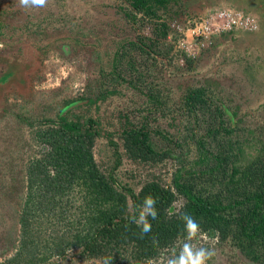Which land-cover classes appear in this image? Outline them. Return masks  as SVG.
<instances>
[{"label": "rangeland", "instance_id": "rangeland-1", "mask_svg": "<svg viewBox=\"0 0 264 264\" xmlns=\"http://www.w3.org/2000/svg\"><path fill=\"white\" fill-rule=\"evenodd\" d=\"M120 8L129 10L127 0H47L45 6L27 10L18 0H0V262L19 247L20 199L26 184L22 169L43 148L32 140V131L44 118L70 112L99 120L101 132L94 153L105 165L113 158L106 132L120 141L117 135L126 116L132 122L140 120L150 107V117H158L150 120L153 128L177 132L186 125L182 118L188 116L185 93L210 87L208 94L216 96L213 100L222 105L230 126H238L234 131L245 147L243 162L256 154L260 139H264V0H178L172 4L167 15L175 16L185 31L188 17L204 16L219 8L250 13L258 24L254 31L213 36L211 43L188 56L193 60L190 66L172 35L157 44L163 54L129 49V42L140 36H155L151 22H134ZM166 12L159 13L164 18ZM123 46L127 54L122 56ZM167 46L172 47L169 52ZM119 58L114 71V61ZM131 58L136 69L143 71V80L129 69L127 60ZM150 84L155 85L153 90ZM111 90L114 92L108 93ZM158 90L162 105L147 104V93ZM28 119L34 121L33 126L27 125ZM199 119L196 130L203 132L205 118ZM122 161V179L138 190L150 167L125 157ZM177 165L167 159L151 169L161 171L162 179L167 180ZM200 239L203 243L196 246L216 250L210 264H249L231 246L216 245L215 239L205 236ZM97 262L82 260L69 250L65 258L53 256L42 264Z\"/></svg>", "mask_w": 264, "mask_h": 264}, {"label": "trees", "instance_id": "trees-1", "mask_svg": "<svg viewBox=\"0 0 264 264\" xmlns=\"http://www.w3.org/2000/svg\"><path fill=\"white\" fill-rule=\"evenodd\" d=\"M177 1L127 0L129 10L120 8L124 15L134 22H151L155 36H140L129 42V49L163 54L157 44L169 34L176 36L168 24L175 16L167 14ZM162 11H167L164 18ZM124 47L122 56L127 54ZM171 48L167 46V52ZM183 56L190 66L192 58ZM120 59H115L114 71ZM151 59L155 63L154 55ZM127 63L143 80V71L136 69L133 58ZM129 83L135 86L134 81ZM149 87L153 90L155 85ZM209 88L196 87L185 93L188 116L182 118L186 125L177 132L153 128L150 120L158 117H150V107L140 120L132 122L126 116L117 135L120 141L106 132L113 158L105 165L94 153L101 132L99 120L67 112L40 121L32 131V140L43 148L22 169L26 184L20 199L19 247L0 264L47 263L53 256L65 258L69 250L82 260L101 264L106 257L111 258L110 264H147L149 258L159 260L162 254L178 250L185 235L184 212L200 223L203 235L193 241L195 245L203 243L200 238L205 236L215 239L216 245L231 246L249 264H264V139H260L256 154L243 162L245 147L234 131L238 126H230L222 105L213 100L216 96L208 94ZM147 99L154 107L164 102L159 90L148 92ZM199 116L205 118L203 132L196 130ZM33 124L28 119L27 125ZM124 157L150 167L136 191L120 174ZM167 159L178 165L164 180L161 171L151 168L160 167ZM148 202L157 206L159 223L149 225L152 240L142 243L132 221L139 216L140 206ZM180 204L183 207L176 212Z\"/></svg>", "mask_w": 264, "mask_h": 264}, {"label": "clouds", "instance_id": "clouds-1", "mask_svg": "<svg viewBox=\"0 0 264 264\" xmlns=\"http://www.w3.org/2000/svg\"><path fill=\"white\" fill-rule=\"evenodd\" d=\"M47 0H18L19 5L27 10L31 8H40L45 6ZM183 207L180 204L175 209L179 212ZM157 206L148 202L140 206V214L132 221V226L138 228L141 233V242L146 243L152 240V230L149 227H155L159 223V217L156 215ZM184 222V237L179 241L178 250L174 249L171 255H161L159 260L149 258L147 264H210L216 256V250L210 247L196 246L193 241L198 236L203 235L200 223L187 212L181 215ZM157 242L152 241V246ZM111 258H104L103 264H110ZM99 264V262H97Z\"/></svg>", "mask_w": 264, "mask_h": 264}, {"label": "built area", "instance_id": "built-area-1", "mask_svg": "<svg viewBox=\"0 0 264 264\" xmlns=\"http://www.w3.org/2000/svg\"><path fill=\"white\" fill-rule=\"evenodd\" d=\"M171 32L178 50H182L184 56H194L204 46L212 42V37L229 33L235 30L254 31L258 24L250 13L236 11L230 8H219L208 12L204 16L188 17L186 31L179 24V20H171ZM171 35V34H169Z\"/></svg>", "mask_w": 264, "mask_h": 264}, {"label": "crops", "instance_id": "crops-1", "mask_svg": "<svg viewBox=\"0 0 264 264\" xmlns=\"http://www.w3.org/2000/svg\"><path fill=\"white\" fill-rule=\"evenodd\" d=\"M256 30V29H255Z\"/></svg>", "mask_w": 264, "mask_h": 264}]
</instances>
